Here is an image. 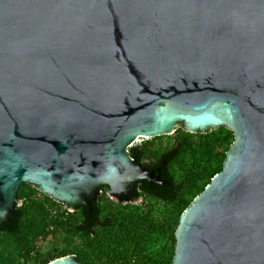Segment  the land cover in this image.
Masks as SVG:
<instances>
[{
  "label": "water",
  "instance_id": "water-1",
  "mask_svg": "<svg viewBox=\"0 0 264 264\" xmlns=\"http://www.w3.org/2000/svg\"><path fill=\"white\" fill-rule=\"evenodd\" d=\"M180 127L235 139L172 264H264V0H0V232L24 184L71 212L168 184L130 148Z\"/></svg>",
  "mask_w": 264,
  "mask_h": 264
},
{
  "label": "trees",
  "instance_id": "trees-1",
  "mask_svg": "<svg viewBox=\"0 0 264 264\" xmlns=\"http://www.w3.org/2000/svg\"><path fill=\"white\" fill-rule=\"evenodd\" d=\"M224 128V132L192 134L180 127L172 148L160 154L151 152L150 142L130 148L131 156L150 170L166 167L162 179L168 184L150 187L144 181L136 192L137 199L164 202L169 209L163 217L155 215L152 205L118 204L105 196L97 202L91 220L95 228L89 230L87 209L70 212L33 185H22L15 215L0 232V264H49L68 255L84 264H166L169 257L172 264L182 214L222 171L234 142V133ZM49 239L55 246L43 253L40 242Z\"/></svg>",
  "mask_w": 264,
  "mask_h": 264
},
{
  "label": "rangeland",
  "instance_id": "rangeland-1",
  "mask_svg": "<svg viewBox=\"0 0 264 264\" xmlns=\"http://www.w3.org/2000/svg\"><path fill=\"white\" fill-rule=\"evenodd\" d=\"M178 129H180V128H178ZM178 129H177V131H178ZM216 130L218 132H224L226 129L224 127H221L219 129H216ZM211 131H213V130H211ZM176 134H177V132H175L174 134H171V135H164V136H159V137H154V138L139 139V140H137V142L135 143L134 146L142 145L144 143L150 142V143L153 144V147H152L151 152L152 153L153 152H156V153L160 154V153L165 152V151L169 150L170 148H172V146L175 143V136H176ZM194 138L196 139V137H194ZM109 198H110V201H113V202L116 200L114 196H111ZM20 204H22V202H20ZM146 204L152 205L154 207L155 215L157 217H159V216L160 217H163L164 214L169 209L168 206L164 202L155 200L153 198H140L136 202H134V205H142L143 207ZM160 242L165 243L166 240H163L162 239ZM54 246H55V243L51 239H49L47 241L40 242V249L43 251V253H48V251H50L51 249H53ZM159 249H160V244H158L154 248V251L157 252V251H159ZM166 264H171V258L170 257L167 258Z\"/></svg>",
  "mask_w": 264,
  "mask_h": 264
},
{
  "label": "flooded vegetation",
  "instance_id": "flooded-vegetation-1",
  "mask_svg": "<svg viewBox=\"0 0 264 264\" xmlns=\"http://www.w3.org/2000/svg\"><path fill=\"white\" fill-rule=\"evenodd\" d=\"M159 168H161L162 169V176H163V173H164V171H166V167L164 168V164L163 165H161L160 167H157V169H159ZM156 170V169H155ZM142 182H144V181H142ZM151 186L150 187H152V185H155V184H150ZM157 185V184H156ZM110 192H111V190H110V188L108 187V186H103V187H101V189H100V193H99V195H98V198H97V200L94 202V204H93V208H92V212H90L86 207H84V206H82L83 208H85V209H87L88 210V212H89V214H90V220L89 221H87V223H86V226H87V228L89 229V230H92V229H94L95 228V226H93L92 225V223H91V220L93 219V217H94V213H95V211L97 210V202H99L102 198H104L105 196H109V197H111L110 196ZM136 192H137V190H136ZM115 197V202L116 203H118V204H120V203H123L124 205H132V204H134V201L132 200V199H130V198H128V197H126V196H114ZM123 197H126V200H122V198ZM96 205V206H95ZM76 211H78L79 212V207H77L76 209H75V211H73V212H76ZM71 212V211H70ZM80 228V227H79ZM81 229V228H80Z\"/></svg>",
  "mask_w": 264,
  "mask_h": 264
},
{
  "label": "built area",
  "instance_id": "built-area-1",
  "mask_svg": "<svg viewBox=\"0 0 264 264\" xmlns=\"http://www.w3.org/2000/svg\"><path fill=\"white\" fill-rule=\"evenodd\" d=\"M19 203V202H18Z\"/></svg>",
  "mask_w": 264,
  "mask_h": 264
}]
</instances>
